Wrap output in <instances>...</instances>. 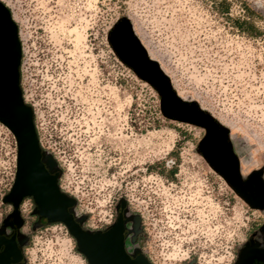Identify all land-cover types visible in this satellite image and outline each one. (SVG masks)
Here are the masks:
<instances>
[{
    "label": "rangeland",
    "instance_id": "obj_1",
    "mask_svg": "<svg viewBox=\"0 0 264 264\" xmlns=\"http://www.w3.org/2000/svg\"><path fill=\"white\" fill-rule=\"evenodd\" d=\"M1 1L18 26L24 101L76 216L104 226L124 200L159 264H234L264 213L204 158L205 129L165 116L111 40L130 29L173 93L228 136L245 182H264V0ZM15 168L0 124V223ZM26 253V264H87L60 224L35 230Z\"/></svg>",
    "mask_w": 264,
    "mask_h": 264
},
{
    "label": "water",
    "instance_id": "obj_2",
    "mask_svg": "<svg viewBox=\"0 0 264 264\" xmlns=\"http://www.w3.org/2000/svg\"><path fill=\"white\" fill-rule=\"evenodd\" d=\"M111 44L120 61L160 93L165 116L201 126L207 131V137L200 144L202 155L248 203L246 193L250 188L240 174L238 160L220 126L173 93L168 80L149 60L130 29L116 34ZM21 58L18 26L8 7L0 0V124L12 134L16 145L14 180L3 202L12 205V216L17 219L20 201L24 197H32L40 216L47 218L48 223L63 224L76 241L78 252L89 262L92 258L105 257L104 245L107 242L122 241L126 203L124 200L119 202L121 212L117 222L108 230L92 233L82 228L85 216L76 217V200L60 190L58 178L61 171L53 156L42 149L33 109L24 101L20 86ZM112 236H118V239Z\"/></svg>",
    "mask_w": 264,
    "mask_h": 264
},
{
    "label": "flooded vegetation",
    "instance_id": "obj_3",
    "mask_svg": "<svg viewBox=\"0 0 264 264\" xmlns=\"http://www.w3.org/2000/svg\"><path fill=\"white\" fill-rule=\"evenodd\" d=\"M205 137H207L206 130L203 139ZM218 146L217 148H219ZM59 179L60 176L58 178V186L60 187ZM247 185L250 188L246 193L249 205L264 213V182L253 176ZM60 190L64 192L61 187ZM8 206L9 210L0 223V264H26V249L29 245L31 234L35 230L48 225L63 224L48 223L47 218L40 216L38 206L35 204L34 199L29 196L24 197L20 201L17 209V219L12 216V205L8 204ZM120 212L121 208L118 204L115 217L104 226L88 225L86 227L85 222L87 218L85 217L82 228L92 233L104 232L117 222ZM124 216L122 241L107 242L104 245L105 257L100 259L92 258L89 262L84 256L87 264H159L157 259L151 257L142 247L140 242L142 232L139 229L135 230V219L129 216L126 211L124 212ZM34 228L35 230H33ZM112 237L118 239V236ZM234 264H264V216L259 224H256L255 228L252 229L245 246L237 253Z\"/></svg>",
    "mask_w": 264,
    "mask_h": 264
}]
</instances>
